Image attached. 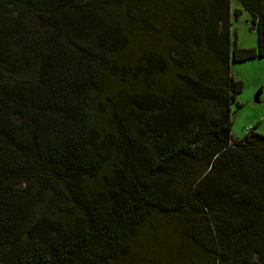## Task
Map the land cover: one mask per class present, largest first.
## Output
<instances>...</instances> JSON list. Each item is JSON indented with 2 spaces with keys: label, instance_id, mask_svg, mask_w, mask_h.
Wrapping results in <instances>:
<instances>
[{
  "label": "trees",
  "instance_id": "1",
  "mask_svg": "<svg viewBox=\"0 0 264 264\" xmlns=\"http://www.w3.org/2000/svg\"><path fill=\"white\" fill-rule=\"evenodd\" d=\"M237 1L254 48L231 0H0V264H264V135L230 108L264 0Z\"/></svg>",
  "mask_w": 264,
  "mask_h": 264
},
{
  "label": "rangeland",
  "instance_id": "2",
  "mask_svg": "<svg viewBox=\"0 0 264 264\" xmlns=\"http://www.w3.org/2000/svg\"><path fill=\"white\" fill-rule=\"evenodd\" d=\"M231 9L240 10L237 17L231 16V38L235 40L238 47H256V32L252 27L249 13L237 0H231ZM230 71L236 79L244 83L243 90L230 105L232 137L240 139L244 136V131L251 128L264 135V57L232 62ZM161 228L157 240L153 241L154 237H152L151 241L148 238L144 241L142 254L147 256V260L151 254L165 258V249L174 247L176 238L173 225L162 222Z\"/></svg>",
  "mask_w": 264,
  "mask_h": 264
},
{
  "label": "water",
  "instance_id": "3",
  "mask_svg": "<svg viewBox=\"0 0 264 264\" xmlns=\"http://www.w3.org/2000/svg\"><path fill=\"white\" fill-rule=\"evenodd\" d=\"M255 101H257V98H255Z\"/></svg>",
  "mask_w": 264,
  "mask_h": 264
},
{
  "label": "crops",
  "instance_id": "4",
  "mask_svg": "<svg viewBox=\"0 0 264 264\" xmlns=\"http://www.w3.org/2000/svg\"><path fill=\"white\" fill-rule=\"evenodd\" d=\"M242 47H245V46H242ZM251 47V46H250ZM252 48V47H251Z\"/></svg>",
  "mask_w": 264,
  "mask_h": 264
},
{
  "label": "built area",
  "instance_id": "5",
  "mask_svg": "<svg viewBox=\"0 0 264 264\" xmlns=\"http://www.w3.org/2000/svg\"><path fill=\"white\" fill-rule=\"evenodd\" d=\"M245 131H247V130H245ZM245 131H244V132H245Z\"/></svg>",
  "mask_w": 264,
  "mask_h": 264
}]
</instances>
